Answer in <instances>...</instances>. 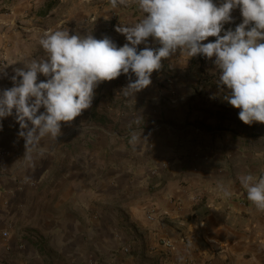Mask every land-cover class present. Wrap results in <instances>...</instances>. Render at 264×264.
Masks as SVG:
<instances>
[{
    "label": "crops",
    "instance_id": "obj_1",
    "mask_svg": "<svg viewBox=\"0 0 264 264\" xmlns=\"http://www.w3.org/2000/svg\"><path fill=\"white\" fill-rule=\"evenodd\" d=\"M42 3L0 0V90L18 60L44 55L45 33L121 47L116 26L144 16L135 0ZM231 15L234 30L239 8ZM162 64L135 97L121 94L126 74L100 83L56 139L25 147L14 115L0 119V264H264V211L239 179L264 177V123H243L223 100L211 60L178 51Z\"/></svg>",
    "mask_w": 264,
    "mask_h": 264
},
{
    "label": "clouds",
    "instance_id": "obj_2",
    "mask_svg": "<svg viewBox=\"0 0 264 264\" xmlns=\"http://www.w3.org/2000/svg\"><path fill=\"white\" fill-rule=\"evenodd\" d=\"M109 2L115 8L128 6L130 0ZM135 3L144 16L134 24L116 26L127 41L121 47L108 36L97 39L56 30L41 37L43 56L18 60L23 67L13 69V86L0 90V119L14 115L25 147L46 136L58 138L61 122L71 123L90 108L102 82L126 74L128 83L121 94L135 97L152 83L151 75L163 67L162 61L178 51L188 58L211 60L223 100L240 109L243 123H264V0H222L219 5L214 0ZM237 8L242 22L234 30L225 29ZM209 37L215 40L208 41ZM141 44L145 46L138 49ZM7 65L0 66V75L7 76ZM38 74L46 79L38 82ZM239 179L247 199L264 211V177Z\"/></svg>",
    "mask_w": 264,
    "mask_h": 264
},
{
    "label": "rangeland",
    "instance_id": "obj_3",
    "mask_svg": "<svg viewBox=\"0 0 264 264\" xmlns=\"http://www.w3.org/2000/svg\"><path fill=\"white\" fill-rule=\"evenodd\" d=\"M46 1H48V0H42V2L43 3H45ZM54 3H58L60 0H52ZM42 3V4H43ZM54 11H55V13L54 14H52L51 16L53 17H58L59 16V14H60V12H61V6L59 5V4H55L54 5ZM1 10H3V11H6V10H8V9H6V7H2V9ZM29 17V16H28ZM28 17H24V18H28ZM23 18V19H24ZM21 20H22V18H21ZM156 171V169H153V172H155ZM202 199V197L199 195L197 198H196V200H198V201H200Z\"/></svg>",
    "mask_w": 264,
    "mask_h": 264
},
{
    "label": "built area",
    "instance_id": "obj_4",
    "mask_svg": "<svg viewBox=\"0 0 264 264\" xmlns=\"http://www.w3.org/2000/svg\"><path fill=\"white\" fill-rule=\"evenodd\" d=\"M4 154H5V152H4L3 150L0 149V156H3ZM148 217H149L150 219H154L152 213H149V214H148ZM8 234H9L8 231H5V232H4V235H5V236H7ZM167 244L169 245V247H172V245H173L171 241H168ZM125 250L128 251L129 248L126 247ZM191 264H197V262H195V261H191Z\"/></svg>",
    "mask_w": 264,
    "mask_h": 264
}]
</instances>
